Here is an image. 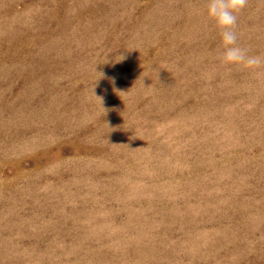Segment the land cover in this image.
Returning <instances> with one entry per match:
<instances>
[{"label":"rangeland","instance_id":"obj_1","mask_svg":"<svg viewBox=\"0 0 264 264\" xmlns=\"http://www.w3.org/2000/svg\"><path fill=\"white\" fill-rule=\"evenodd\" d=\"M222 52L207 0H0V264H264V67Z\"/></svg>","mask_w":264,"mask_h":264},{"label":"clouds","instance_id":"obj_2","mask_svg":"<svg viewBox=\"0 0 264 264\" xmlns=\"http://www.w3.org/2000/svg\"><path fill=\"white\" fill-rule=\"evenodd\" d=\"M248 3L249 0H207V16L219 29L223 45V52L219 57L221 63L256 70L264 67V55H249V50L237 43V14Z\"/></svg>","mask_w":264,"mask_h":264}]
</instances>
